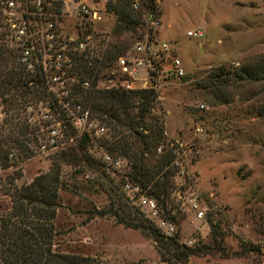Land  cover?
I'll use <instances>...</instances> for the list:
<instances>
[{
	"label": "rangeland",
	"instance_id": "1",
	"mask_svg": "<svg viewBox=\"0 0 264 264\" xmlns=\"http://www.w3.org/2000/svg\"><path fill=\"white\" fill-rule=\"evenodd\" d=\"M74 1L66 4L77 3ZM86 1L99 10L100 19L80 24L71 15L64 17L62 27L66 34L77 29L91 34L90 57L101 58L111 44L121 49L119 55L131 52L134 43L149 33L157 42L166 41L171 54L182 62V77L171 72L159 77L152 112L162 123L159 144L175 150L178 161V167L172 168L174 186L167 201V208L172 209L166 213L157 201L160 213L175 223L179 242L210 248L209 253L191 255L186 264H264V80L232 82L226 74L218 77V93L228 99L224 104L215 103L202 88L210 71L232 70L264 58V0L249 1L247 6H237L234 2L239 0H162L160 5L155 0L154 6H143L155 7L162 25L152 29L138 14L135 28L121 34L115 12L119 0H108L106 10L102 0ZM194 27L203 29L202 39L186 34ZM114 60L98 72L103 83L116 79ZM138 73L143 76L145 67H139ZM7 122V118L0 122V139ZM17 138V143L8 146L0 142L6 147L18 145L26 158L0 177V214L10 209L16 188L59 165L60 207L53 219L57 250L95 256L104 264H183L165 259L139 229L117 223L111 214H95L112 205L127 220L147 219L136 205L120 198L119 193L124 196L120 190L124 177L102 167L111 182L77 165L70 156L62 157L71 147L32 157L27 141L18 134ZM182 167L184 174L176 176ZM193 190L205 200V218H198L178 195ZM212 228L217 232L215 238ZM250 246L257 250L249 251Z\"/></svg>",
	"mask_w": 264,
	"mask_h": 264
},
{
	"label": "trees",
	"instance_id": "2",
	"mask_svg": "<svg viewBox=\"0 0 264 264\" xmlns=\"http://www.w3.org/2000/svg\"><path fill=\"white\" fill-rule=\"evenodd\" d=\"M141 3L152 7L155 0H142ZM118 6L116 10L114 5L113 10L118 15L117 27L121 34L123 30L135 28L138 14L130 7V0H119ZM111 45L101 58L81 56L79 65L86 77H97L100 70L109 68L113 60L121 54L119 47ZM224 74L232 82L264 80V58L232 70L220 67L210 71L202 88L218 104L228 102L226 97L219 95L217 89V84H220L218 77ZM79 91L92 114L109 127L111 138L103 141V146L114 156L124 157L130 162V180L139 183L142 190L161 203L165 212L170 214L172 207L167 208V201L171 200L174 186L171 178L174 166L171 163L175 154L173 149L164 147L162 153L158 154L156 151L163 137L159 116L152 112L157 92L152 88L122 90L95 87ZM36 96H47L46 90L41 88L40 79L26 73L16 62L15 56L6 54V49L0 47V99L4 101L8 113V127L2 132L0 142L8 146L17 143V134L31 132L19 118V109L22 106L20 99L27 100ZM82 143L79 148L71 147L69 152L62 153V157L70 156L69 159L77 165L92 169L112 182L102 168L103 164L92 158ZM59 174L60 166L56 165V169L36 176L31 183L12 192L10 209L0 214V264H104L95 256L66 253L55 248L57 230L53 219L56 209L60 207L57 197L61 188ZM119 196L125 198L120 193ZM88 212L94 215L89 209ZM95 214H111L116 216L117 223L139 229L154 242L167 260L186 264L191 255L206 254L210 250L204 244H182L178 241L177 232L166 237L146 218L127 220L118 215L112 205L108 210H96ZM212 235L214 238L217 236L213 228ZM252 250L256 251L257 248L250 246L249 251Z\"/></svg>",
	"mask_w": 264,
	"mask_h": 264
},
{
	"label": "built area",
	"instance_id": "3",
	"mask_svg": "<svg viewBox=\"0 0 264 264\" xmlns=\"http://www.w3.org/2000/svg\"><path fill=\"white\" fill-rule=\"evenodd\" d=\"M66 1L0 0V47L14 55L16 62L26 73L35 79L39 78L41 88L47 92V96L20 99L22 106L19 109V118L31 132L21 133L19 136L27 141L32 157L79 147L83 142L92 158L100 161L114 175L124 177L120 190L125 198L143 211L163 235L173 236L177 231L175 223L161 215L155 198L147 195L139 183L127 177L130 162L114 156L103 146L102 142L111 138L109 127L84 104L79 89L95 87L156 90L160 86L159 77L165 72H171L177 77L184 75L182 62L178 56L171 54L166 41L157 42L149 33H144L145 38L136 41L131 52L115 58L114 82L103 83L99 76L86 77L79 60L81 56H90L92 52L91 34L78 29L73 34H66L63 32L62 20L72 15L71 18H79V23L82 24L84 21L100 19L99 10L86 0H73L77 3L70 6ZM107 1L102 0L104 10ZM131 8L141 15L150 28L157 29L161 26L160 17L154 11L155 7L145 9L141 1L131 0ZM186 34L202 39L204 31L201 27H194L187 30ZM202 41L199 42L200 46ZM141 66L145 67L143 76L138 73ZM4 105V101L0 99V122L8 118ZM200 107L203 108L204 104H200ZM27 138H30V142ZM156 151L161 153L163 145L160 144ZM173 152L177 153L175 150ZM24 155L18 145L6 147L0 143V177L7 170L21 165L26 160ZM171 165L178 167L176 157ZM184 172L182 167L177 170L176 176L179 177ZM178 195L184 198L183 203L198 218H205L206 207L202 205L205 200L196 191Z\"/></svg>",
	"mask_w": 264,
	"mask_h": 264
},
{
	"label": "crops",
	"instance_id": "4",
	"mask_svg": "<svg viewBox=\"0 0 264 264\" xmlns=\"http://www.w3.org/2000/svg\"><path fill=\"white\" fill-rule=\"evenodd\" d=\"M159 5L161 4L162 0H157ZM252 2L253 0H239V1H235L234 3L237 5V6H247L248 2ZM234 5V4H232ZM162 25V24H161Z\"/></svg>",
	"mask_w": 264,
	"mask_h": 264
}]
</instances>
